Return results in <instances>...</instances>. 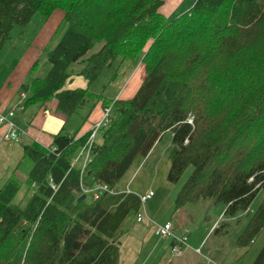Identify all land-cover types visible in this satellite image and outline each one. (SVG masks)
Returning a JSON list of instances; mask_svg holds the SVG:
<instances>
[{
    "label": "trees",
    "instance_id": "1",
    "mask_svg": "<svg viewBox=\"0 0 264 264\" xmlns=\"http://www.w3.org/2000/svg\"><path fill=\"white\" fill-rule=\"evenodd\" d=\"M162 6L163 0H0V51L36 13L41 23L54 10L65 14L54 43L18 89L23 106L55 97L67 118L90 101L110 107L83 169L82 159L72 162L91 131L78 136L64 125L49 147L22 146L33 161L24 181L33 192L21 205L13 202L23 185L16 175L0 186V264H120L121 226L140 212L141 196L119 182L170 131L167 181L177 183L192 168L175 207L208 198L224 204L226 216L245 212L239 246L264 232V196L248 212L264 192V0H195L171 19ZM128 60L144 65L137 92L107 96ZM39 62L48 68L43 75L34 74ZM78 62L86 86L66 87ZM105 69L107 81L92 91ZM95 183L116 194L80 200L81 185ZM252 264H264V247Z\"/></svg>",
    "mask_w": 264,
    "mask_h": 264
},
{
    "label": "rangeland",
    "instance_id": "2",
    "mask_svg": "<svg viewBox=\"0 0 264 264\" xmlns=\"http://www.w3.org/2000/svg\"><path fill=\"white\" fill-rule=\"evenodd\" d=\"M194 2L195 0H163V6L160 10L162 14L171 19L187 10V8L189 9L192 7ZM41 17V15L36 13L28 25L27 31L21 33V35L17 36V33L14 32L15 37H20L19 40L16 38L15 42L17 45H6L5 50L0 54V59H4L2 61H4L5 64H7L8 61H15V55H18L21 51V42H23V44L27 43L29 34H31L39 24H42ZM60 34L59 31L55 39L56 41L60 38ZM22 47L24 49V46ZM131 62L133 63V67L127 69L126 79L120 72L117 77L118 80H116L117 82L121 80L119 89L127 87L126 85L129 84L127 91L122 94V97L126 99H129V97L137 92L136 90L139 88L145 75L144 65L142 63L137 60ZM107 75L108 73H106L105 69L100 80L92 84V91H100L102 84L107 81ZM81 79L85 80L83 78ZM76 82H78V80ZM119 89H117L118 92ZM111 90H113L112 85L107 86L105 94L111 96ZM128 90H132L134 93L130 92L131 94L129 93V96H127ZM105 108L106 107L103 108V111ZM171 139V131L164 132L156 146H153L148 157L145 159H136L129 171L124 174L119 182V188L128 189V191L132 193L137 192L142 194L149 188L153 189L155 192L154 197L150 198L147 200V203H145L144 210L142 206L140 208L142 219L136 221V216H128L123 222V226H121L123 233L121 236L122 239L120 240V264H202V262H204V264H252V262L255 261V256L258 251L264 247V232L259 234L249 246H239L236 244L237 237L240 236L241 230L249 219L245 212H240L233 216H226L224 213L226 206L221 202H216L208 198L201 199L196 203H187L183 207H175L174 200L175 197H177L176 194L180 186L184 184L192 168L188 167L177 183L167 181V172L170 170L168 155L173 144ZM32 163L33 161L29 158L22 157L18 164V178L23 185L13 201L17 204L25 205L27 199L33 192V189L23 181ZM4 164H9L10 166V163L7 162L5 158L2 160L0 151V186L8 178L7 174L2 171V166ZM87 196L90 198L91 194L88 193ZM263 196V191H260L258 195L255 196L248 209L249 213H253V211L259 207V203L262 201ZM166 220L172 223L176 222L175 225L177 227H174L172 230L174 235H184L185 231H187V245L192 248L189 247L188 252L185 250L187 253L185 252L184 254H192L186 262L180 261L183 253L176 257L172 256L170 239H164L162 236L160 237L153 234V226L156 223H164ZM201 241L202 244L199 246ZM195 247H201V255L203 254L205 257L197 256V254L193 252Z\"/></svg>",
    "mask_w": 264,
    "mask_h": 264
},
{
    "label": "crops",
    "instance_id": "3",
    "mask_svg": "<svg viewBox=\"0 0 264 264\" xmlns=\"http://www.w3.org/2000/svg\"><path fill=\"white\" fill-rule=\"evenodd\" d=\"M64 15L65 14L62 10L60 9L54 10L53 13L51 14V17H49L46 22L39 24L36 27V29H34V31H32L31 34H29L28 39L32 38L30 41L31 43L28 44V46H25L23 49L22 46H24L25 44L21 42V46H20L21 51L20 53H18V55H15L16 58L14 62L8 61V63L5 64V62L2 61L4 59L2 58L0 59V114L7 116L8 113L11 112V110H13V115L9 118V120L15 123L14 125L16 129H18L20 133L19 134L20 137H18V140L10 141L8 139V136H6L7 134L6 125L0 126V151L2 155V160L5 158L7 162L10 163V166L9 164H4L2 166V171L5 174H7V177L9 178H11L14 174L16 175V178L19 180L18 178L19 175L17 173L18 164L20 163V159H22L23 157L22 146H24L25 144L34 142L37 144L39 143L44 147H49L52 143L53 136L59 130H61L64 127V125H66L70 133L72 132L74 133L77 131L78 136H81L84 135L85 133H88L95 123L103 119L102 105L96 103L94 104L95 105L94 107H91L90 106L91 101L90 103L84 105V107L80 109L79 113H77L74 116L72 115L69 118H67L66 115H63L62 113L59 112L57 107V100L55 97L50 98L49 101L44 102L43 104L37 103L36 105L30 104L27 106H23L24 95H20L18 89L20 85L23 84V80L27 76L28 72L31 71V69H33L32 67L35 64V61L43 56L42 55L43 50H46L48 45H50V43H53L52 40L54 34L56 33V30H59L58 27ZM25 29H26L25 31H27V27ZM15 41L16 39H11L10 41H8L6 45L9 46L17 45ZM5 46H3L2 50L0 51V54L2 53L3 50H5ZM95 50H97V47H95L94 50L92 51ZM39 63L40 64L36 67L34 73L35 75H43L48 70L45 63L43 62H39ZM122 65L123 67H121L120 72L121 74L124 75L125 78L126 72H128L127 69L129 67H133L132 66L133 63L130 60H128ZM70 67H71L70 70L72 72V76L70 77L69 81L66 82L65 86L72 88H76V86L78 87L86 86L87 81L82 80L81 78L83 77L80 74H78V72L84 68V62L75 63V65ZM110 73L111 72L109 71V74ZM77 80L78 82H76ZM120 81L117 82L115 80V82L112 83L111 81L108 84V86L112 85L113 87V90H111L112 92L111 97L114 99L125 98L122 97V94H124V92L127 91V87L129 86V84L126 85L127 87L119 89ZM117 89H119V92L117 91ZM132 90L130 91L128 90L127 96H129L130 92L134 93ZM81 161L82 160H80L78 163H80ZM27 174L26 176H28ZM25 179L23 181H25ZM150 189L151 188L147 189L146 191ZM145 193L142 194L137 193V194L142 196ZM175 223L176 222H174L172 225L173 229L174 227H177ZM201 244L202 241L199 244V246H201ZM189 247L190 246H188V249L186 250L187 252L189 250ZM200 248L201 247H195V249H200ZM195 249L193 250V252L197 254ZM186 251H184L183 254ZM183 254L181 255L182 257L180 258V261L186 262V260L189 258V256L192 253H189V255L186 254L183 255ZM197 256L202 257L204 255L203 254L201 255L200 252V254H197ZM202 264H204V262H202Z\"/></svg>",
    "mask_w": 264,
    "mask_h": 264
},
{
    "label": "built area",
    "instance_id": "4",
    "mask_svg": "<svg viewBox=\"0 0 264 264\" xmlns=\"http://www.w3.org/2000/svg\"><path fill=\"white\" fill-rule=\"evenodd\" d=\"M25 96V95H24ZM109 112H110V107H106L103 111V115H102V120L98 121L97 123H95L92 128H91V135H89L88 140H86L84 147L79 151V154L77 155V157L75 158L73 163H77L79 162L80 158L83 160L81 163V169H83L86 165L87 162L90 161L89 157H88V152L89 149L91 148V144L94 141L95 135L97 134V130L98 128L104 126L108 121H109ZM13 115V110H11V112L8 113V115H2L0 114V126L1 125H6L7 127V134L6 136H8V139L10 141L14 140H18V137H20V133L18 131V129H16L15 127V123L10 121L9 118ZM82 186V191L84 194L89 193L91 194L92 198H97L101 193H115L114 190L110 189L108 185H101V183H95L93 188H89L86 187L84 185ZM128 191V190H126ZM116 194V193H115ZM154 195V191L153 190H148L146 191V193L144 195H139L141 196V206L144 210V205L147 202V200H149L150 198H153ZM141 208V207H140ZM136 221H140L142 219V214L141 212H138L136 214ZM173 223L166 221L164 223L161 224H155L153 226V234H156V236H162L164 237V239H170V248H171V253L173 257L179 256L183 253V251L188 249V245H187V240H188V234L187 231H185L184 235H174L172 233L173 230ZM197 252V254H200L201 252V248L200 249H196L195 250Z\"/></svg>",
    "mask_w": 264,
    "mask_h": 264
},
{
    "label": "water",
    "instance_id": "5",
    "mask_svg": "<svg viewBox=\"0 0 264 264\" xmlns=\"http://www.w3.org/2000/svg\"><path fill=\"white\" fill-rule=\"evenodd\" d=\"M85 196H86L85 194H82L79 199L83 200L85 198Z\"/></svg>",
    "mask_w": 264,
    "mask_h": 264
}]
</instances>
